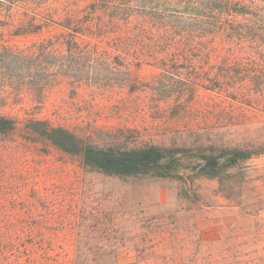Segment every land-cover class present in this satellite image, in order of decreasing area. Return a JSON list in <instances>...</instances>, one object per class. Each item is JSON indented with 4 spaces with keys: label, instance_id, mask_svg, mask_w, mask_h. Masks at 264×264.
I'll return each instance as SVG.
<instances>
[{
    "label": "rangeland",
    "instance_id": "obj_1",
    "mask_svg": "<svg viewBox=\"0 0 264 264\" xmlns=\"http://www.w3.org/2000/svg\"><path fill=\"white\" fill-rule=\"evenodd\" d=\"M69 1L75 9L91 0H76L74 6ZM241 1L251 11L252 27H264V0ZM62 5L63 0L50 1L49 8ZM157 8L164 19L158 26H165L173 8ZM30 11L15 7L16 20L0 25V115L18 123L16 130L0 134V264H73L78 255L110 257L118 264H264V154L228 168L222 182L207 176L185 182L122 178L85 170L79 155L34 140L24 128L27 120L44 118L87 131L125 129L96 139L123 148L264 143L259 86L250 101L200 87L195 101L181 104L173 87L188 80L208 83L223 71L211 60L169 68L147 62L131 66L139 81L134 90L129 83L119 85L120 74L109 80L106 70L96 67L86 70V78L53 79L51 89L39 96L32 82L38 69L34 61L9 62L11 51L34 52L36 42L57 30L48 25L30 30L37 23L30 17L37 12ZM228 43L212 51L224 53ZM244 53L254 59L241 60L230 81L262 82L264 47L248 42Z\"/></svg>",
    "mask_w": 264,
    "mask_h": 264
},
{
    "label": "trees",
    "instance_id": "obj_2",
    "mask_svg": "<svg viewBox=\"0 0 264 264\" xmlns=\"http://www.w3.org/2000/svg\"><path fill=\"white\" fill-rule=\"evenodd\" d=\"M50 1L57 0H0V25H4L7 19L13 23L16 20L13 9L23 7L28 12L30 8L37 12L30 16L37 19L30 30L36 32L45 25L57 29L36 42L34 52L11 51V64L14 60L29 64L34 61L38 66L34 72L36 79L32 82L39 96H44L54 81L60 83L69 77L86 78L89 68L106 70L111 77L109 80L118 79L120 74L119 85L129 83V89L134 90L139 84L135 71L131 70L134 63L140 66L151 62L157 67L166 65L169 68L178 62L190 66L194 61L198 64L211 60V65L218 66L223 73L211 75L208 83L199 79L188 80V83H181L183 87H173L180 94L181 104H187L193 98L195 101L200 87L212 94L226 91L250 101L255 92L253 87L259 86L263 91L259 102L264 105V80L251 85L239 82V78L230 81L235 80L238 73L234 70L241 60L254 59L244 53L245 44L249 42L264 47V27H252L251 11L241 0H91L75 9L68 6L71 1L63 0L62 7L54 10L49 8ZM160 4L173 8L168 15L164 14L167 17L165 26H158L164 20L157 8ZM237 17H244V22H238ZM18 20L25 28L24 19L18 17ZM23 30L25 32L26 28ZM228 39V46L221 49L224 53L212 51L214 45H224ZM212 53H215L214 57ZM8 65L7 60L5 67ZM122 66L125 71L120 70ZM26 70L30 76L31 70ZM17 124L15 118L0 115V134L16 130ZM24 128L34 140L41 139L63 153L79 155L85 170L122 178L154 176L185 182L207 176L219 178L222 182L228 168L254 155L264 154V143L257 141L229 145L219 140L190 146L145 143L123 148L116 141L107 143L96 139L100 133L115 136L124 133L125 129L107 131L92 127L87 131L83 127L44 118L29 119ZM73 264L118 263L110 257L78 255Z\"/></svg>",
    "mask_w": 264,
    "mask_h": 264
}]
</instances>
